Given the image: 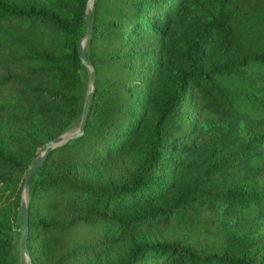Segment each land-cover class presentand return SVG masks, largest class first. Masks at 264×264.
<instances>
[{
  "label": "trees",
  "instance_id": "1",
  "mask_svg": "<svg viewBox=\"0 0 264 264\" xmlns=\"http://www.w3.org/2000/svg\"><path fill=\"white\" fill-rule=\"evenodd\" d=\"M85 7L0 0V264L36 148L81 115ZM91 26L83 132L28 184L32 264H264V136L241 143L264 127V0H93Z\"/></svg>",
  "mask_w": 264,
  "mask_h": 264
},
{
  "label": "water",
  "instance_id": "2",
  "mask_svg": "<svg viewBox=\"0 0 264 264\" xmlns=\"http://www.w3.org/2000/svg\"><path fill=\"white\" fill-rule=\"evenodd\" d=\"M92 5L93 0H86V7H85V22H86V29L84 33L79 37L76 43V48L78 51L79 58L81 60V63L86 66L89 69V89L86 93L83 107H82V113L81 118L78 124V127L70 132H65L62 134H59L51 139H49L46 144L43 146L41 151H39L32 159L30 165L28 166L26 173H25V179L21 188V197H20V216L23 223V230H22V236L20 239V246L21 250L25 256V264H32L30 255L27 251L26 247V241L28 236V216H27V198H26V192L28 191V184L31 179L32 173L34 169L40 164V162L47 156L48 152L56 147L59 144L64 143L65 141L75 138L76 136L80 135L83 132L85 122L88 115V109L91 97L94 92V69L93 66L89 63L87 60V56L85 53V42L90 34L91 31V13H92Z\"/></svg>",
  "mask_w": 264,
  "mask_h": 264
},
{
  "label": "rangeland",
  "instance_id": "3",
  "mask_svg": "<svg viewBox=\"0 0 264 264\" xmlns=\"http://www.w3.org/2000/svg\"><path fill=\"white\" fill-rule=\"evenodd\" d=\"M143 9L144 10H142V12L140 13V16L147 17V18L153 20L154 19L153 15L151 13H149L147 8H143ZM85 44H86V42H85ZM83 75H84V79L86 81V91H85V96H86V93L89 89V83H88L89 69L86 66H84V68H83ZM84 99H85V97H84ZM81 113H82V111H81ZM4 117H5L4 113L0 112V148L1 149L5 147V144L3 143V139H2V137L5 133L4 132L5 128L3 126ZM80 118H81V115H80V117H78L76 119V121L73 123V125L68 130H66L65 132H70V131L75 130L78 127ZM263 128L264 127H259V126L258 127H250L249 128L250 132L247 135H245L241 140V143L245 145L244 147L253 148L256 145H258L260 140H261V137L264 136ZM65 132H63V133H65ZM259 135H262V136L260 137ZM42 148L43 147H41V146L37 147L36 148V154L39 151H41ZM5 189H6V193H8V194L11 193L10 189L7 186L5 187ZM20 197H21V191H20ZM26 198L28 199V191L26 192ZM13 226H14V236H13L12 246H11L10 260H11L12 264H25V256H24V254L21 250V246H20V239L22 236L23 224H22L21 219L18 216L15 217L14 222H13Z\"/></svg>",
  "mask_w": 264,
  "mask_h": 264
}]
</instances>
